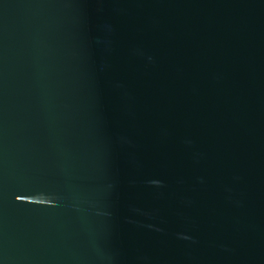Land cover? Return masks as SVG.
<instances>
[{
	"label": "water",
	"instance_id": "95a60500",
	"mask_svg": "<svg viewBox=\"0 0 264 264\" xmlns=\"http://www.w3.org/2000/svg\"><path fill=\"white\" fill-rule=\"evenodd\" d=\"M0 264H264V0H0Z\"/></svg>",
	"mask_w": 264,
	"mask_h": 264
}]
</instances>
